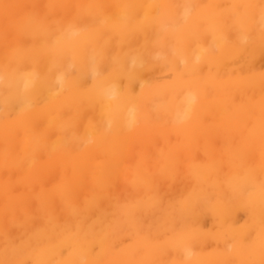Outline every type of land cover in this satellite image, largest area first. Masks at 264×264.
Instances as JSON below:
<instances>
[{"label":"bare ground","instance_id":"6f19581e","mask_svg":"<svg viewBox=\"0 0 264 264\" xmlns=\"http://www.w3.org/2000/svg\"><path fill=\"white\" fill-rule=\"evenodd\" d=\"M262 58L264 0H0V264H264Z\"/></svg>","mask_w":264,"mask_h":264},{"label":"rangeland","instance_id":"374dc122","mask_svg":"<svg viewBox=\"0 0 264 264\" xmlns=\"http://www.w3.org/2000/svg\"><path fill=\"white\" fill-rule=\"evenodd\" d=\"M261 62H262V63H261ZM261 62H260V65H261L260 67H261V68H264V58H262Z\"/></svg>","mask_w":264,"mask_h":264}]
</instances>
